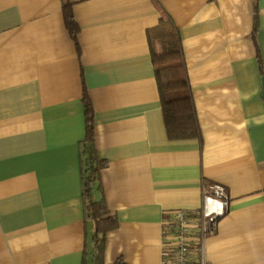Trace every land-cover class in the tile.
Wrapping results in <instances>:
<instances>
[{"label": "crops", "instance_id": "1", "mask_svg": "<svg viewBox=\"0 0 264 264\" xmlns=\"http://www.w3.org/2000/svg\"><path fill=\"white\" fill-rule=\"evenodd\" d=\"M70 6L78 44L64 21ZM178 29L201 139H168L149 38ZM0 0V264H96L84 95L118 226L103 264H162L171 213L223 185L208 264H264V0ZM259 56L261 63L259 62Z\"/></svg>", "mask_w": 264, "mask_h": 264}, {"label": "trees", "instance_id": "2", "mask_svg": "<svg viewBox=\"0 0 264 264\" xmlns=\"http://www.w3.org/2000/svg\"><path fill=\"white\" fill-rule=\"evenodd\" d=\"M255 1L253 36L258 31V0ZM66 28L77 45L79 26L74 19L70 6L64 8ZM151 59L158 84L160 103L168 139H201V131L193 99L192 88L188 79L187 68L182 50V40L166 12H161L157 36L149 38ZM259 62L261 58L259 56ZM86 118V137L82 142L83 199L86 220L94 224V258L96 264H103L105 237L115 230L118 221L111 215L105 200H93L92 191L105 163L98 160L93 146L94 112L87 95L83 98ZM115 264H126L118 259Z\"/></svg>", "mask_w": 264, "mask_h": 264}, {"label": "built area", "instance_id": "3", "mask_svg": "<svg viewBox=\"0 0 264 264\" xmlns=\"http://www.w3.org/2000/svg\"><path fill=\"white\" fill-rule=\"evenodd\" d=\"M229 207L226 188L212 184L204 191L199 210L173 211L164 229L162 264H208L205 256L206 239L216 233Z\"/></svg>", "mask_w": 264, "mask_h": 264}, {"label": "water", "instance_id": "4", "mask_svg": "<svg viewBox=\"0 0 264 264\" xmlns=\"http://www.w3.org/2000/svg\"><path fill=\"white\" fill-rule=\"evenodd\" d=\"M262 83H263V94H262V96H263V98H264V77H263V79H262Z\"/></svg>", "mask_w": 264, "mask_h": 264}, {"label": "rangeland", "instance_id": "5", "mask_svg": "<svg viewBox=\"0 0 264 264\" xmlns=\"http://www.w3.org/2000/svg\"><path fill=\"white\" fill-rule=\"evenodd\" d=\"M95 195H96V194L94 193V195H93V200L95 199Z\"/></svg>", "mask_w": 264, "mask_h": 264}]
</instances>
